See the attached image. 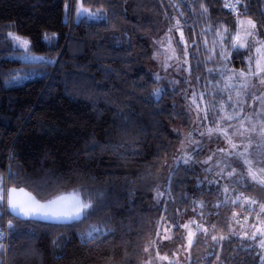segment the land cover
Here are the masks:
<instances>
[{
    "label": "trees",
    "instance_id": "trees-1",
    "mask_svg": "<svg viewBox=\"0 0 264 264\" xmlns=\"http://www.w3.org/2000/svg\"><path fill=\"white\" fill-rule=\"evenodd\" d=\"M170 1L83 0L104 18L77 20V0H0V175L7 180L11 171L15 184L7 182L30 191L46 181L52 191L42 200L82 188L103 209L78 226L12 220L15 232L0 252L2 264H144L156 219L179 211L194 212L190 264H264L250 234L232 230L236 212L248 215L245 205L228 202L215 176L176 157L184 136L174 129L182 123L187 133L191 116L179 109L178 90L150 71V42L164 19L170 22ZM240 2L239 14L254 20L264 37V0ZM225 5L181 4L194 22L186 24L194 54L210 55L198 27L223 24L229 37L236 34L239 14ZM9 33L30 41L29 54L50 56L53 63L15 59L25 51ZM247 58L246 49L236 48L230 65L247 70ZM207 60L192 55L191 80L209 77ZM161 87L167 88L158 98ZM166 170L165 204L158 214L152 200ZM236 183L244 195L264 203V184L249 178ZM10 219L5 213L0 221L5 231ZM95 226L109 234L84 240L82 233ZM179 227L175 222V239Z\"/></svg>",
    "mask_w": 264,
    "mask_h": 264
},
{
    "label": "rangeland",
    "instance_id": "rangeland-1",
    "mask_svg": "<svg viewBox=\"0 0 264 264\" xmlns=\"http://www.w3.org/2000/svg\"><path fill=\"white\" fill-rule=\"evenodd\" d=\"M170 2V22L165 18L160 26L159 35L150 42L154 56L150 71L167 87L172 86L178 90L179 109L189 112L191 116L187 133L183 131L182 123H177L174 129L175 132L183 133L184 136L182 144L176 151V157L194 163L198 168L215 176L216 180L223 184L225 199L228 202L245 205V213L248 215H243L244 212L242 214L236 212L232 230L234 234L249 233L251 237L255 233V239H251L256 243L264 258V248L260 246V241L264 240V235H261L264 233V212H261L260 208L264 203L244 195L241 190L237 189L236 183L248 178L260 183L264 181V84L260 83L256 76L248 75L249 67L253 69L256 67L255 60L260 55L256 47H259L260 42H264V37L258 33L257 23L254 20L239 14L237 15L238 29L233 38L238 34L240 43H244V47H239L235 39L232 41L228 38L229 30L225 25L221 24L215 27V30L207 25L204 29L198 27V31H201L200 43H203L204 48L210 51V55L206 57V52L204 54L202 51L194 54L195 42L189 39L186 29L188 22H192L193 25L194 22L182 11L181 6L187 3V0H171ZM81 8L87 10L84 17L93 13L100 16V13L85 7L83 0H77V20L81 19L78 18ZM240 20L245 23L241 25ZM248 20L256 24L255 36H248L245 32V29L251 31V26L247 24ZM233 43H237V48L248 51L247 70L236 69L230 65L234 50L231 46ZM250 45H256V47L250 49ZM28 55L43 57L44 61H52V63L54 60L46 55L29 53ZM192 55L203 56L212 63L208 68L209 77L203 81L200 79L194 81L189 78ZM14 58L26 63L51 64L26 60L25 53ZM240 72L245 73L247 87L241 86L243 80L239 75L233 76V73L239 74ZM167 87L159 88L158 98ZM193 98H195V104L192 103ZM206 113L207 118H205ZM233 145L236 147L234 148ZM237 153L244 155L239 156ZM245 158L251 162V173L249 164L245 163ZM170 166L171 164H167L168 170ZM168 170L153 195L152 207L157 209L158 214L165 204ZM253 173L256 179H253ZM233 181L235 184L232 183ZM7 186L15 185L7 182ZM26 190L30 191L27 188ZM44 201L41 200V202ZM193 213L190 211L181 214L179 211L175 217L163 219L162 222L156 219L153 227L155 236L148 244L144 264H190L191 256L190 248L187 247V235L189 231L195 233L192 227ZM252 215L256 218L253 219ZM175 222L180 226L178 239L173 236ZM186 224L188 228L184 227ZM93 228L105 231L99 226ZM82 234V238L86 240V233ZM4 245L7 249V245L5 243ZM165 256L167 259H161Z\"/></svg>",
    "mask_w": 264,
    "mask_h": 264
},
{
    "label": "snow or ice",
    "instance_id": "snow-or-ice-1",
    "mask_svg": "<svg viewBox=\"0 0 264 264\" xmlns=\"http://www.w3.org/2000/svg\"><path fill=\"white\" fill-rule=\"evenodd\" d=\"M239 3V0H237ZM226 7L232 8L236 10V4H226ZM85 9L81 8L78 12V18H82L86 15ZM207 11V9H205ZM245 15L247 14V9H245ZM88 19H103L104 17L99 16L97 14H89L87 16ZM241 25L245 22L243 20L239 21ZM247 24L251 26V31L245 29V32L248 36H255L256 32V24L252 20H248ZM225 33L227 30L225 29ZM9 37L16 42V47H23L25 51V59L36 62H46L52 63V61H44L43 57H35L28 55L30 52V42L26 39H22L20 36L15 35L13 33H9ZM230 40L235 39L237 43H239V47H244V43H240V36L237 34L234 38L228 37ZM237 43H233L231 46L233 49L237 48ZM251 47H256V45H250ZM264 42H260L259 47H256V51L259 57L255 60L256 67L253 69L251 66L248 69L249 76H256L260 83L264 84ZM175 51V50H173ZM209 71H212L209 69ZM239 75L242 78L243 83L242 87H247V79L245 77L244 72H240L239 74L233 73V76ZM155 95L159 96V90L155 93ZM257 99H261L257 97ZM192 103H196L195 98H193ZM205 118H207V113L205 114ZM230 118V117H229ZM211 131V130H209ZM235 148L236 145H233ZM239 156H243V153H237ZM187 162V161H186ZM245 163L249 164V172H252L251 162L245 158ZM253 179H256L255 174L253 173ZM7 180H11L13 184H15V176L9 171ZM7 180L3 175H0V221H3L5 213L9 214L12 219L9 220L7 225V231H5L4 226L0 223V252L5 251L4 241L7 236L11 233L15 232V226L12 223V220H30V221H44L49 225H67L74 224L79 225V223L85 222L90 219L92 216L96 215L99 211L103 210L100 201L97 197H94L87 193L82 188L73 189L68 193H58L54 195L51 199L45 200L41 202L44 195L52 191L49 188L48 183L41 182L39 184H35L32 186L31 191L26 190L24 186H7ZM264 184V181H261ZM58 187V185H57ZM227 191V189H225ZM35 193V195L33 194ZM37 196H40L41 199H37ZM255 203V201H253ZM6 206V207H5ZM261 212H264V205H261ZM185 228H188V225H184ZM206 232L207 230L204 229ZM257 231H260L257 229ZM108 231H102L100 228H93L88 233H86V237L88 241L100 239L102 236H107ZM195 233L192 231L188 232L187 235V247L191 248L193 243V237ZM264 235V233H261ZM256 234L253 233L252 239H255ZM168 238V237H165ZM224 237H221L223 239ZM216 236H212V240H216ZM261 248H264V240L260 241ZM145 251H148L146 248ZM161 259H167V257H161ZM2 264V262H0Z\"/></svg>",
    "mask_w": 264,
    "mask_h": 264
},
{
    "label": "built area",
    "instance_id": "built-area-1",
    "mask_svg": "<svg viewBox=\"0 0 264 264\" xmlns=\"http://www.w3.org/2000/svg\"><path fill=\"white\" fill-rule=\"evenodd\" d=\"M224 1H225L226 4L232 3V4H236V5H237L236 10H233L232 8L227 7L228 10H229L231 13H233V14H239V13L241 12L242 4H241L240 0H239V3H237V0H224ZM7 237H8V236H7ZM7 239H8V238H6V240L4 241V243H5L6 245H7Z\"/></svg>",
    "mask_w": 264,
    "mask_h": 264
}]
</instances>
